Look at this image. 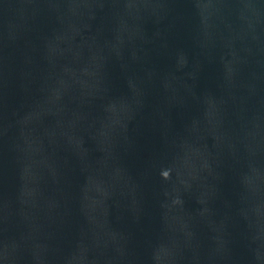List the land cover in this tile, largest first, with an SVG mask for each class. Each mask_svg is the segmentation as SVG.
Segmentation results:
<instances>
[{
	"label": "water",
	"instance_id": "obj_1",
	"mask_svg": "<svg viewBox=\"0 0 264 264\" xmlns=\"http://www.w3.org/2000/svg\"><path fill=\"white\" fill-rule=\"evenodd\" d=\"M0 264H264V0H0Z\"/></svg>",
	"mask_w": 264,
	"mask_h": 264
}]
</instances>
